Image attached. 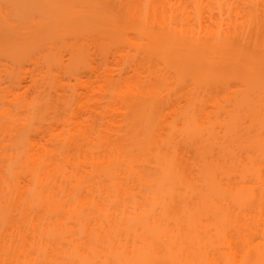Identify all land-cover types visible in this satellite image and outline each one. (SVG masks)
<instances>
[{"label":"bare ground","instance_id":"bare-ground-1","mask_svg":"<svg viewBox=\"0 0 264 264\" xmlns=\"http://www.w3.org/2000/svg\"><path fill=\"white\" fill-rule=\"evenodd\" d=\"M0 56V264H264V0H0Z\"/></svg>","mask_w":264,"mask_h":264},{"label":"rangeland","instance_id":"rangeland-1","mask_svg":"<svg viewBox=\"0 0 264 264\" xmlns=\"http://www.w3.org/2000/svg\"><path fill=\"white\" fill-rule=\"evenodd\" d=\"M63 57L66 59L68 55L65 53ZM12 64H13V59L6 57V56H0V82H2L3 85L5 84L4 79L6 78L8 69L11 68ZM23 66L25 68H32L34 66V62L32 60H25L23 62ZM63 77L65 80L69 78L67 75H64ZM72 80L74 81L73 78ZM21 81H22V84H20L18 88L16 87V91L24 90L23 85L27 82V78H22Z\"/></svg>","mask_w":264,"mask_h":264}]
</instances>
